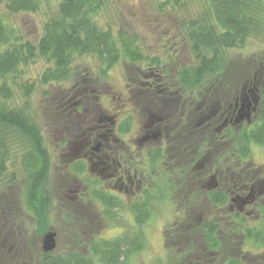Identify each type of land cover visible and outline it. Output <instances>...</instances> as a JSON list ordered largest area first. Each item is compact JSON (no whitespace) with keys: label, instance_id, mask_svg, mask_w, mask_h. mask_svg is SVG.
<instances>
[{"label":"trees","instance_id":"16d2710c","mask_svg":"<svg viewBox=\"0 0 264 264\" xmlns=\"http://www.w3.org/2000/svg\"><path fill=\"white\" fill-rule=\"evenodd\" d=\"M105 1L4 0L5 8L11 13L35 12L43 6L49 12L37 45L22 40L14 27L0 16V187L14 179L13 172L7 173L8 165L19 159L24 172L21 180L26 208L37 217L41 227L48 221L50 201L45 187L50 159L37 121L31 115L30 96L35 84L16 80L36 50L49 62L41 74V82L47 84L70 77L75 54L94 55L100 63L101 75L122 57L130 62L145 60L136 34L98 27L94 19ZM185 2L164 0L163 3L180 6ZM207 3L206 10L187 23V38L195 62L180 66L175 76L179 90L201 95V101L191 108L196 112L190 114L189 130L184 134H193L194 126L204 128L201 138H205L200 144L206 146V151L200 149L201 145L196 146L199 161L194 164L192 160L183 163L173 160L170 154L166 156L170 163L159 174L160 184L157 185V180L153 183L158 194L145 191L143 200L129 207L133 215L131 228L112 238L98 233L86 239L83 236L74 247L61 253L44 252L41 264H127L131 255L145 247L143 227L154 208V200L168 197L176 201L177 212L194 209L196 205L206 207L205 218L197 222L199 214H196L197 224L193 227L179 222L164 228L166 253L169 248H175L170 264L216 263L220 255L224 264H255L253 257L246 260L240 253L244 242L264 246V164L257 165L250 159V144L264 145V61L251 78L243 80L240 89L230 85L223 98L207 99L211 85L201 86L223 72L226 50L241 47L247 39L264 32V0H208ZM150 61L156 63L157 59ZM15 89L23 99L18 105H12ZM254 92L260 96L255 117L250 123L236 121V111H246L248 98ZM204 93L207 100L202 98ZM202 100L206 101L204 105ZM173 123L171 118H165L164 125ZM177 136L174 135L173 146L179 149L185 137L178 140ZM161 154V148L151 153L152 165L161 161ZM203 161L207 165L200 169ZM195 168L200 177L205 176L204 180L192 175ZM96 194L105 208L101 216L115 219L123 212L117 197L100 190ZM70 216L72 219L74 215L67 214L66 218Z\"/></svg>","mask_w":264,"mask_h":264},{"label":"rangeland","instance_id":"374dc122","mask_svg":"<svg viewBox=\"0 0 264 264\" xmlns=\"http://www.w3.org/2000/svg\"><path fill=\"white\" fill-rule=\"evenodd\" d=\"M163 2L164 0H106L94 19L100 28L109 27L112 32L121 29L128 34H136L137 45L142 51V56L146 58L145 60L130 62L122 57L107 70L106 74L101 75L99 73L100 63L94 55L90 53L75 54L71 63L73 71L70 77L63 81L47 84L41 82V74L48 67L49 62L36 50L34 56L23 68L25 71L22 76L17 78V82L27 81L35 84L30 96V110L39 126L48 157L52 160L51 173L45 187L48 194L51 192V195H61L60 184L65 181L64 175L67 177V170L58 159L60 147L57 144L60 143L61 135L68 133L62 132L67 131L63 124L66 122L68 110H61L58 105L57 94L60 92L69 89L76 92L77 87L90 85V88L95 89L93 92L100 93V104L109 110L116 107V103L119 101L117 96H120L125 101V107L120 108L119 125H127L129 129L120 131L121 134L118 135L127 141H132L135 139V130L140 121L138 109L142 101L138 96V90L145 87L139 83L145 78H150L149 75L152 71L161 72L162 78L160 75H155V77L153 76L155 79L152 80L156 81V77H158L157 93H159V89L163 88L164 94L168 90L174 99L169 111L171 112V121L175 123L170 130V136L174 138V135L177 134V139L180 140L184 132L189 130L188 113L196 112L191 111V108L197 101H201V95H193L179 90L175 76L180 66H188L195 62V54H193L191 43L187 38V23L190 19L199 17L206 10L208 0H186L180 6L166 5ZM48 14L47 6H43L35 12L11 13L5 8L4 0H0V16L14 27L15 31L22 36V40H28L34 45H37L43 34ZM151 58L157 59V62L151 63ZM223 59L225 60L223 72L210 77L201 86L207 88V85H211L207 99L223 98L228 93L229 89L227 88L230 85L234 84L240 89L243 80L246 77H252L259 63L264 61V32L247 39L241 47L226 50ZM259 84L261 85V83ZM14 92L15 97L12 105L21 104L23 99L19 90L15 89ZM137 97L140 100H136ZM203 97L207 100L205 93L202 95ZM205 103L206 101L202 105ZM252 116L255 117V113ZM252 116H250V120ZM190 118H192L191 115H189ZM194 127L193 134H184L185 138L182 137L184 144L181 147L178 145L179 149L173 146L174 140L165 144L166 153L162 155L159 163L152 165L153 171L156 173L157 185L160 184L158 183L160 181L159 174L165 167L162 163L164 161L170 163L166 159L168 154L173 160H180L183 163L185 159L194 158L192 160V164H194L199 161L196 146L201 145L200 149L206 151V146L200 144L201 140L205 138H201L205 129ZM145 149L146 146L142 150L143 154ZM186 153L189 155L186 156ZM194 153H196L195 157H192ZM144 159L143 155L142 161ZM250 159L257 165L264 164V145L252 142L250 144ZM192 164H189V168ZM20 165L19 159L13 161L12 165H8L7 173L13 172L14 179L0 187V264H41L40 260L44 254L42 236L49 230L56 232V245L52 250V254H54L74 247L83 236L86 239L92 234L98 233L104 238H112L121 231L132 227L133 215L130 210L119 212V216L111 219L101 216L100 205L90 211L86 207L76 208L73 211L70 208H65L63 200L59 199L56 202L55 198H52V202H49L50 205L47 208L48 221L41 227L37 222V217L26 208L22 193L24 172ZM206 165V161H203L199 167L201 169ZM196 169L198 168L194 169L195 173L192 175L200 177ZM150 171L143 170L145 184L152 183ZM204 177L202 175L200 179L204 180ZM7 178L8 176H6V181ZM69 178L72 177L69 176ZM149 191L153 195L158 194L154 185L150 186ZM153 205L150 217L143 227L145 247L142 251L131 255L127 264H170L175 248H169V253H166L164 228L179 222L182 224L186 222V226L191 228L197 224L194 222L196 214H199L197 222L205 218L206 207L204 205L201 207L196 205L194 209H181L183 211L177 212V203L170 197L164 200L155 199ZM67 214L74 216L72 219V216L66 218ZM4 235L6 237L2 245L1 240ZM185 242H189V239ZM250 242H244L240 254L246 260L247 257H253L251 258L252 263L264 264V246H255ZM225 247L229 250L228 245ZM222 256L215 259L216 263L210 261L209 264H224Z\"/></svg>","mask_w":264,"mask_h":264},{"label":"flooded vegetation","instance_id":"af4514ba","mask_svg":"<svg viewBox=\"0 0 264 264\" xmlns=\"http://www.w3.org/2000/svg\"><path fill=\"white\" fill-rule=\"evenodd\" d=\"M155 75H160L162 78L161 72L152 71L150 78H145L139 83L145 87L138 90L141 100L139 97L136 100L142 101L138 109L140 121L135 130V139L132 141H127L118 135L121 134L120 131L129 129L126 125H119L120 108L125 107V101L120 96H117L119 101L116 107L109 110L100 104V93L93 92L95 89L90 88V85L77 87L76 92L69 89L57 94L61 110H68L66 122L63 124L67 131H62L68 133L62 134L60 143L57 144L60 147L58 159L66 168L67 177L64 175L65 181L60 184L61 195L55 196L49 193L50 202L52 198H55L56 202L61 199L65 202V208L73 211L85 207L90 211L100 205L102 212L105 208L96 194L99 190L117 197L122 204L121 211H127L134 202L143 200L145 191H149L150 186L152 187L157 179L150 155L157 148H161L163 155L166 153L165 144L173 140V136H170L173 124L166 126L164 123L165 118H171L169 111L174 99L168 90L164 94L163 88L157 93L158 77L156 81L152 80L155 79ZM259 98V94L252 93L248 98L246 111L243 113H240L241 109L236 111V121L250 123V116L256 111ZM152 101L155 103H151ZM189 115L190 112L188 120ZM144 146L146 149L143 154ZM143 155L145 159L142 161ZM188 155L186 153V156ZM191 160L185 159L184 163H189ZM162 165L167 169V162L164 161ZM51 167L50 158L48 178ZM144 169L151 170L149 174L151 184L144 183Z\"/></svg>","mask_w":264,"mask_h":264},{"label":"water","instance_id":"95a60500","mask_svg":"<svg viewBox=\"0 0 264 264\" xmlns=\"http://www.w3.org/2000/svg\"><path fill=\"white\" fill-rule=\"evenodd\" d=\"M56 245V232L47 231L42 236V249L44 252L52 251Z\"/></svg>","mask_w":264,"mask_h":264}]
</instances>
